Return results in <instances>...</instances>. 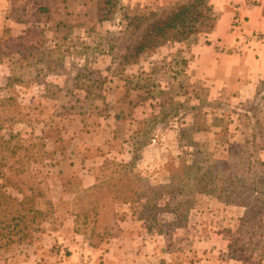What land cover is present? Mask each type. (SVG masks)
<instances>
[{
  "label": "crops",
  "instance_id": "crops-1",
  "mask_svg": "<svg viewBox=\"0 0 264 264\" xmlns=\"http://www.w3.org/2000/svg\"><path fill=\"white\" fill-rule=\"evenodd\" d=\"M182 1L123 0L124 9L122 12L126 16L132 14L133 16H149L150 13H153L159 18H164ZM210 1L214 7L216 24L207 38L197 37L183 44L163 45L154 53L146 54L141 63L134 68L138 67L141 70L137 74L143 78L145 64L154 68L157 60L176 59V57L184 55L183 58L187 61V67L183 68V76L186 79L184 85L187 86L185 88L187 90L185 92L186 106H189V103L193 101L197 85L201 84L206 89L207 96L206 99H199L198 102L207 111L202 115L208 120L210 119L212 123L208 126L215 128L217 118H227L230 123L228 126L229 137H233L235 141L238 138H253L254 136L258 140H262L258 144L256 139L257 142L252 144V147L259 149V156L264 161V99L260 103L263 113L258 115L255 120H250V117L246 116L250 110L245 115L239 113L242 109L244 112L248 109L249 104L254 101L264 87V0ZM22 2L37 5L49 12L50 18L42 23V33L43 39L50 45L58 44L60 47L59 43L61 42H74L75 44L85 42L86 44L95 37L98 27L108 24L111 26L109 22H97L96 0H23ZM3 4H6V0H0V5L3 6ZM29 27V24L17 23L15 31L19 34L15 38L31 42L33 40L31 32L24 31ZM68 30L71 32L70 35L59 37L62 31ZM30 44L32 45L33 42ZM36 44L37 42H34V45ZM71 50L72 48H70ZM39 54L40 52L37 50L32 57H37ZM64 54H66L65 59L68 57L73 59L78 55L74 51L71 53L67 51ZM152 54L153 56H151ZM146 60H148L147 63ZM33 67H35L33 68L34 72L38 67L37 74H53L54 77H59V81L46 80L43 85L47 90L53 88L58 92L60 99L57 104L64 112V114L56 115V119L61 125L58 131L59 137L54 139L47 135L45 138L48 143L45 150L52 157L47 186L49 199L54 204L56 212L58 206L61 205L75 206L78 193L96 184L97 174L105 161L111 160L128 164L133 160L135 153L130 150L132 149V145L129 146L131 142L124 143V138L120 139V128H123L124 137L127 128H132L129 134L133 135L134 127L130 123L157 118L159 113L164 110L162 105L164 100L146 99L144 93L142 94L144 99L132 95V97L123 100L117 94H109L106 101L91 103L84 99V95L74 82L69 83L66 79L60 78V70H51L47 66L36 67L34 65ZM79 67L81 68V65ZM134 68L132 73H134ZM173 69L178 75V68ZM82 71V69L75 68L66 73L77 74ZM39 83L41 82H37L35 79L30 87L35 90L37 87H41L38 85ZM116 84L122 85L116 81L112 83L114 86ZM170 88L172 86L167 84V87L162 85L160 89L166 91ZM31 100V103L35 102L34 98ZM85 104H88L89 108L82 109ZM121 104L130 106L132 109L130 116L119 115L116 112ZM99 106H104V109ZM137 107L144 111H150V115L141 113L143 118L136 119L134 109ZM190 111L194 123L195 113ZM86 114L88 117H85ZM186 115L184 120L186 118L189 120L190 113ZM85 118H89V120H85ZM95 118L96 120L93 121ZM178 120V117L173 116L170 122L177 123ZM111 121L113 123H110ZM245 121H260V125H253L248 131L243 124ZM107 124L112 127L110 128ZM181 124L184 125V123ZM187 127L190 126L187 125ZM170 129L169 131L180 138L178 126H171ZM110 142H114L113 148L107 149ZM153 143L155 144L156 140H153ZM231 146L229 143L224 144L226 149H231ZM113 154L117 157L112 158ZM57 160L59 163L56 164ZM65 216L67 218L60 226L61 230L47 234V244L45 241L40 247L41 254L37 253L39 264H157L158 257L162 256L161 236L149 235L143 230L140 222L129 216L112 231L115 235L106 240L99 248L91 247L87 236L75 231L74 211L71 213L67 211ZM156 236H159V239ZM55 245L57 246L56 251ZM38 251L40 252V250ZM31 263L38 264L35 259Z\"/></svg>",
  "mask_w": 264,
  "mask_h": 264
},
{
  "label": "rangeland",
  "instance_id": "rangeland-1",
  "mask_svg": "<svg viewBox=\"0 0 264 264\" xmlns=\"http://www.w3.org/2000/svg\"><path fill=\"white\" fill-rule=\"evenodd\" d=\"M22 1L6 0V4L0 5V56L3 60L0 65V101L7 96H11L18 101V108L15 107L14 109H8V112H3L1 120L5 121V130L3 131L5 135L15 133L39 145V150L34 156L31 168L34 183L45 191L49 197L47 179L50 178L52 157L45 150L48 145L45 138L47 135L54 139L59 137L58 131L61 125L56 119V115L64 114V112L57 104L60 99L58 92L53 88L47 90L43 87L46 80L50 82L59 81V77H54L53 74H37V71H39L37 66H47L51 70H60V78L66 79L70 83L73 82L76 74L66 72H71L75 68L83 70L86 64L82 55L86 53L90 57L86 70L91 69L95 75L110 76L113 70L118 67L120 57L125 55L128 48L138 40L147 25L144 22L141 24V30H135L129 26L126 19H133L137 15L126 16L125 13L118 12L111 26L108 24L107 26L98 27L95 37L87 42L88 44H85V42H78L77 44L74 42H61L59 43L61 44L59 49L58 44L50 45L43 39L42 23L50 18L49 12H44L37 5L26 4ZM140 16L148 18V16ZM149 20V22H152L155 19L150 17ZM17 23L30 25L24 31L31 32L33 36L32 45L28 40L24 42L23 39L15 38L19 34L15 31ZM63 35L66 36L65 31H62L59 37ZM34 42H37V44L34 45ZM31 47L32 49H30ZM33 48L36 49L35 51L40 52L39 56L32 57L35 53ZM70 48H72L71 51ZM67 51L70 53L74 51L78 55L73 59L70 57L65 59L66 54L64 52ZM45 52L50 53L46 54ZM183 57L185 56H178L176 59L168 58L164 61L157 60L154 68L149 64L143 66V70L145 69L143 78L147 79L150 87L153 86L151 88L153 94L158 96L162 85L172 86L170 90L164 91L167 98L162 105L164 110H167L169 117L176 115L179 119L177 123L169 122L168 124L159 125L157 130L153 131L156 136H154L156 143L152 142V145L142 149V153L138 156L135 154L133 158L134 160L137 157L134 160L135 165L131 168L132 175L150 179L155 184H169L171 180L178 179V176L170 177L169 170L172 163L191 159L198 161L197 152L199 151L221 160L224 156L223 152L233 153L236 144L241 145L246 141L245 138H238L235 141L233 137L227 136V133L221 135L187 133L189 139H182L181 135L187 131V125L191 126L193 124L192 112L188 107L193 104L198 107V100L206 99L207 96L206 89L201 84L197 85L194 98H191L193 101L189 103V106H186L187 97L185 92L187 90L185 88L187 86L184 85L186 79L183 76V65H181ZM147 61L145 62L147 63ZM34 65L37 67L35 72ZM79 65H81V68ZM173 68H178V75L175 74L176 70ZM134 69L135 74L141 71L138 67ZM35 79L37 82H41L38 84L41 87L34 90L30 85ZM115 81L123 85V82L116 79ZM31 98H34L35 102L31 103ZM170 101L174 102L172 107L169 106ZM179 105L186 108L179 107ZM99 107L103 108L104 106ZM201 107L204 109V106L201 105ZM87 108H89L88 104L82 106V109ZM248 108L251 109L250 111L255 110V106ZM131 111L130 106L125 104H121L116 109L119 115L130 116ZM134 112L136 119L143 118L140 115L141 113L150 115V111H144L138 109V107L134 109ZM187 113H190V117H188L189 120L186 118V121L184 117H187ZM239 113L245 115L246 111L244 112L242 109ZM261 113L263 111L260 109ZM247 115H250V113H247ZM13 116L20 122L9 121ZM85 117H88V114ZM198 119L200 122L198 121L196 126L202 129L205 127L204 125L212 124L210 119L208 120L203 115ZM85 120H89V118H85ZM95 120L96 118L93 119V121ZM110 123H113V121ZM181 123H184V125ZM229 125L227 118L223 119L222 127L229 129ZM107 126L112 127L110 124H107ZM171 126H178L180 138L169 131ZM247 130L249 131V128ZM119 134L121 135L120 139H123V128H120ZM226 139H229L230 142L228 143L232 145L231 149L224 148V144L227 143ZM141 140L144 142L145 139L142 138ZM189 140L191 143L193 142L195 147L190 146ZM261 142L262 140L259 139L258 144ZM113 144L114 142H110V145L106 148H113ZM216 145H219L220 149L215 148ZM249 153L253 154L251 149H248V154H245L246 157L250 156ZM259 153L260 151L257 149L255 155L253 154L256 161L261 159ZM114 156L113 154L112 158ZM253 170V173L248 172L247 168L244 170L249 179L252 178L256 182L257 177H264V170L257 167V165H254ZM260 185L264 191V179ZM160 205L163 207L164 203L161 202ZM135 207L137 212L141 211V206L135 205ZM67 211L69 213L71 211L75 212L76 205L58 206V211H54L52 218L44 224V232L35 236L33 244L16 246L6 253L3 252L0 255V264H32L31 262L34 259L38 263L37 253L38 255L41 254L40 247L47 240V234L61 230L60 226L67 218L65 216ZM244 214L245 210L243 208L226 205L215 199L198 197L195 201V208L191 211L188 220L182 227H179L175 217L169 210H165L158 216V223L163 227L164 232L160 239L163 243L162 256L158 258H165L171 264H264V209L259 211L255 218L243 224L241 219ZM80 226L83 227L81 224ZM78 233L85 232L80 229ZM156 238L159 239V236H156ZM35 246H38V248H35ZM56 247L55 245V251L57 250Z\"/></svg>",
  "mask_w": 264,
  "mask_h": 264
},
{
  "label": "trees",
  "instance_id": "trees-1",
  "mask_svg": "<svg viewBox=\"0 0 264 264\" xmlns=\"http://www.w3.org/2000/svg\"><path fill=\"white\" fill-rule=\"evenodd\" d=\"M123 9V0H96L97 22L112 23L118 12H122ZM150 17L155 20L149 22ZM150 17L135 16L133 19H126L129 26L135 30H141V24L144 22L147 26L138 40L128 48L127 53L120 57L118 67L110 76L95 75L91 69L86 70L90 57L86 53L83 54L85 68L76 74L73 82L84 95V99L91 103L106 101L109 94H117L122 100L132 95L142 99L145 92L146 99L165 100L167 95L164 90L159 91L158 96L153 94L151 90L153 86L150 87L147 79H143L141 75L132 73V69L141 63L146 54L163 45L183 44L197 37L207 38L216 24L214 7L210 0H183L166 17L157 18L153 13ZM65 32L66 36L71 34L69 30ZM2 61L0 56V65ZM181 65L183 68L187 67L185 58L182 59ZM115 79L123 82V85H112ZM4 98L0 101V255L16 246L33 244L35 236L44 232V224L52 218L55 211V206L47 193L34 183L31 165L39 145L18 134L3 133L5 121L1 120V114L8 112V109L18 108L17 99L11 96ZM263 99L264 87L248 106H255V110L246 115L250 120H255L260 115V103ZM173 105L174 102L170 101L169 106ZM179 107L186 108L182 105ZM188 109L195 113V121L182 133L183 140L189 139L187 133L195 135L227 133L229 136V129L222 127L224 118H217L215 128L204 125L202 129L196 124L199 121L198 117L207 112L206 109L200 105ZM249 110L251 109L248 108L246 112ZM15 116L9 121L20 122ZM173 116L176 117V115L169 117L167 110H163L157 118L130 123L134 127V133L130 135L129 131H132V128H127L123 142H131L130 150L138 156L142 149L152 144L156 126L168 124ZM259 122L242 123L248 129L251 125H260ZM142 138L145 139L144 142ZM245 139L244 144L234 146L236 149L233 153L223 152L221 160L199 151L198 161L191 159L172 163L170 177L178 176V179L171 180L169 184H155L150 179L133 176L131 168L135 165L134 160L137 157L128 164L105 161L97 174L96 184L80 191L76 197L74 212L76 232L83 229L91 247L99 248L115 235L112 231L129 216L139 221L149 235L162 236L164 232L158 223V216L169 210L179 227H182L194 210L198 197L215 199L226 205L243 208L245 210L241 219L243 224L250 221L264 209V191L260 185L264 177H257L254 182L252 178L247 177L244 170L247 168L248 172L253 173L254 165L264 170V161L262 159L256 161L254 156L257 149H253L252 144L257 142V138L254 136ZM226 140L227 143L230 142L229 139ZM189 144L191 147L194 146L190 140ZM215 148L220 149V146L216 145ZM248 149H251L254 155L249 153L250 156L246 157ZM161 202L164 203L163 207L160 205ZM135 205L141 206V211L137 212ZM157 264L171 263L165 258H160Z\"/></svg>",
  "mask_w": 264,
  "mask_h": 264
},
{
  "label": "built area",
  "instance_id": "built-area-1",
  "mask_svg": "<svg viewBox=\"0 0 264 264\" xmlns=\"http://www.w3.org/2000/svg\"><path fill=\"white\" fill-rule=\"evenodd\" d=\"M255 38H257V37H255Z\"/></svg>",
  "mask_w": 264,
  "mask_h": 264
}]
</instances>
